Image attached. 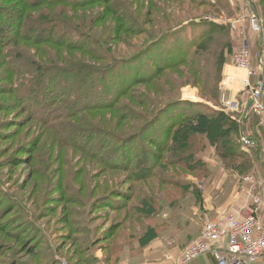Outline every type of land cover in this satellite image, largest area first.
I'll list each match as a JSON object with an SVG mask.
<instances>
[{
	"label": "rangeland",
	"instance_id": "rangeland-1",
	"mask_svg": "<svg viewBox=\"0 0 264 264\" xmlns=\"http://www.w3.org/2000/svg\"><path fill=\"white\" fill-rule=\"evenodd\" d=\"M192 1L108 0L74 9L41 4L22 12L21 0H0L3 35L10 36L6 27L11 21L13 25L18 22L20 12L28 13L24 22L31 28L29 33L21 32L15 44L8 45L10 51L20 55V60L10 66L14 71L11 81L5 78L6 65L0 56V196L2 202L5 199L8 202L0 208V264H95L96 260L106 259L116 238L126 232L132 235L136 227L145 229L127 214L128 206L134 202L132 196L125 202L121 197L116 198L117 202L122 201L123 209L113 211L101 207L107 203L104 200L107 195L103 194L112 190L110 195L115 197L122 192L132 193L140 185L144 192L156 190L164 203L159 219L167 225L158 237L167 234L171 225H203L210 219L202 212L203 191L208 180H197L199 174L181 170L182 174L177 176L185 184H195L200 192L196 203L187 189L161 186L153 178L134 183L127 171L108 168L95 155L104 147L102 157L110 166L124 164L128 157L134 161L140 159L141 148L131 155L125 148L143 145L144 138L139 133L156 121L159 110L171 97L191 103V111L203 106L223 110L239 119L240 110L225 108L221 83L229 66L234 67L232 57L240 46L250 50L254 65L258 63L260 51L264 60V0H261L263 3L260 0H202L203 3L194 1L196 4ZM252 11L263 23L262 36L250 32L248 17ZM189 13L198 17L173 30L181 32V37L161 40L159 46H151L159 33L172 26L169 23ZM200 23L218 27L210 34L206 46L213 50L227 46L224 48L227 64L221 73L217 98L221 106L208 100L218 72L210 55L202 61L196 59L194 64V72L202 76L206 87L186 65L165 69L160 77L155 75L148 83L136 84L138 79L150 76L156 65L172 64L170 59L176 50L186 51L204 33ZM135 56L138 58L134 62H124L127 57ZM115 65L120 67L117 72H105ZM34 66L42 69L35 74ZM118 79L121 84H117ZM130 84L133 91L118 96L114 107L99 108V104L109 103L119 90ZM23 95L38 109L43 107L41 114L46 112L51 119H41L33 107L32 110L23 108L20 101ZM140 100L148 101L149 106ZM94 103L99 104L86 107ZM250 113L254 120L249 123L254 127L257 119ZM255 126L257 131L261 130L257 123ZM162 128L163 123H156L146 133L160 135ZM257 131L254 137L259 135ZM25 147L31 156L21 152ZM254 148L247 152L241 150L252 161V171ZM208 152L203 159L210 156ZM161 168L163 177H170L172 171L179 169L164 165ZM252 171L244 176L237 174L242 179ZM57 173L59 177L65 176V184L70 186L68 198L73 202L68 218L63 214L65 205L57 199L55 183L52 184ZM214 174L217 172L213 170ZM118 225L121 226L117 229ZM111 233H115L113 239ZM17 235L23 236L25 242L14 241ZM32 241L35 242L30 245ZM6 246L15 249L11 253L3 250L2 255V249H9ZM175 246H164V249L168 251ZM145 250L143 258L147 257ZM126 258L121 264L143 260Z\"/></svg>",
	"mask_w": 264,
	"mask_h": 264
},
{
	"label": "trees",
	"instance_id": "trees-1",
	"mask_svg": "<svg viewBox=\"0 0 264 264\" xmlns=\"http://www.w3.org/2000/svg\"><path fill=\"white\" fill-rule=\"evenodd\" d=\"M106 1L108 0H21V11L23 12L24 10L27 11L28 9H34L35 7L42 6L41 4H44L46 6H60L64 8L74 9L90 6L100 2L104 3ZM194 1L201 2L202 0H193L192 3L196 4ZM16 9L19 10V8ZM22 12H20L18 16L16 11L17 20L19 19L18 22L13 25V22L11 21V23L6 27V30H9L11 32L9 34V37L3 35L1 33L2 29L0 28V56L4 58L3 63L4 65H6L5 78L7 79V81H11L12 74L14 75V71L10 66L20 60V55L18 53L10 51L8 45L12 43L15 44V40L16 38H18V36H21V32L29 33L31 30V28H28V24L24 22V20H27L28 18V13L22 15ZM197 17L198 16L189 13L184 18L180 17L179 21H174L172 24L169 23L168 26H172L159 33L157 37L152 40L151 44H153L151 46H159L161 40H171L181 37V32H175L173 30L181 28L184 23L188 22L189 20L193 21ZM200 25L203 26L204 33L200 34L198 36V39H195L193 41V44L190 45L189 48L186 49V51H180L179 49L176 50L173 54V57L170 59L172 61V64H165L161 66L156 65L157 67H155V70L153 69L150 76H147L143 79H138L136 81V84L144 82L148 83L155 75H158V77H160L162 74H164L163 71L165 69H179L182 65H186L190 69V71L192 70L194 72V64L196 59L202 61L204 60V58L210 55V57H212L214 60L213 63L218 72H216L215 85L208 100L213 101L215 105L221 106L217 98L220 90V79L222 78L221 73L224 66L227 64V60L224 56V48H227V46L219 50H213L212 48L206 46L207 42L210 41V34L215 33L218 30V27L208 23H200ZM222 29L223 28H221V30ZM49 41L51 42L52 40ZM101 44L102 42H100L99 45ZM72 46L73 45H70V47ZM136 58L138 57H127L124 62L132 63ZM34 64L38 65L39 63ZM34 68L35 74L38 73L39 69H42L41 67L36 66H34ZM119 68H117L115 65L111 68L109 67V69H107L105 72H107L108 74H114L119 70ZM194 75L197 76V80L203 84V87H206L202 76L199 75L197 71L194 72ZM117 84H121V79H118ZM132 86L133 84H130L128 87H124V89L119 90L116 96L112 97L109 103H98L99 105H97L100 106L99 108L114 107V104L117 102L118 96L125 95L129 92L131 93L133 91V89H131L130 91V88H132ZM10 89H12V92H14L15 90L14 88ZM108 94L110 95V93ZM24 98H26V96L23 95V98L21 96L20 100L23 108L26 109L27 107L31 109L33 107L32 109L40 113L41 119H51V115H46V112L41 114V111L44 110L43 107V110H40L30 101H27L28 98L26 100ZM22 100L24 101V103ZM166 101L167 102H164V107L162 108L163 111L161 109V111L159 110L160 113L157 115L156 121L150 123V125L148 126H145L144 129L139 133L140 136L144 138L142 140L143 145L139 144L141 145V147H139V145H136L134 147L130 145L125 148V151L128 153V155H131L133 151H139V148H141L143 153L140 159L134 161L131 157H128L129 159H127V162H125L124 164H116L117 166H110L105 161L104 157H102V150L104 149V147H101V150L99 149V151L95 153V155L97 156L96 160L98 159L104 165H107L108 168L123 172L127 171L129 173V175L127 176H130L129 178H131L134 183L138 182V184H140V182L144 180L153 178L157 182H159L161 186L187 189L188 191H191V196L195 199L196 203L200 200V192L196 188L195 184H185L184 181L180 179V177H177L182 174V172H180L181 170H186L188 171V173L192 174L197 173L200 175L197 180L207 181L213 177V169L209 161H211V159H214L217 162L218 166L226 172H236L240 176H244L252 171V161L240 149V136L241 134L247 133V130H250L249 127H251L253 132L252 135L250 134L249 136L254 138L253 125H246L248 124V120H254L249 110H246L244 119H238L235 116L232 117L230 114L225 113L223 110H214L212 108H206L203 106L199 107L201 109L191 111L190 106H192V104L186 101H180L179 99H177V97H171ZM144 103L149 106L148 101H144ZM97 105L96 103H94L86 105V107L94 108ZM185 106H188L189 109L185 110ZM160 122L164 125V128H162L160 135L155 134L154 136H151L149 133H146L151 126H155L156 123L158 124ZM256 123L257 122H255V125ZM127 144L129 145L128 142ZM207 150L210 151L208 152L210 156L203 159V156L207 152ZM23 151L27 152V154L31 156L30 151L26 147L21 150V152ZM163 165L170 168L172 166H176L179 169L176 170V172L172 171L173 175L169 174L170 177H163L159 171L160 169H162L161 167ZM59 176L60 173H57V175H55L56 179H52V184L55 183V192H58L57 194H59L57 195V199L62 200L61 202H63V204L65 205L64 207H62L64 208L63 214L67 215L66 218H68L71 214V202H73V200H71V198H68V190L70 189V186L65 184V176ZM131 190L132 189H130L129 192H131ZM112 191L103 194L107 195L104 197L107 199L103 198L104 200H107V203L106 205H101V207H106L115 211L122 207V201L117 202V197H121L123 202H125L126 200H128V198L131 199L132 196L134 202H132V204L128 206L127 214L132 219H134V221L140 223L142 226L144 225L145 227H143L145 229L143 230L142 228L139 229L136 227L137 231H134L132 235L126 232L121 238H116L115 241L112 242V245H110L109 247L110 252L108 253L110 254L107 255L106 259H101L98 261L96 260L95 264H121L125 259H127L126 257H129L128 259L130 260L143 258L144 250L158 238L160 232L167 229V225H163V222H161L159 219V213L163 209L164 203L161 202L162 200L158 198V196L154 192L156 191L155 189H150L149 192H144V187H141L140 185L138 188H134L132 190V193L122 192L120 193V196L116 197L110 195ZM5 202H7L6 199ZM5 202H2V197L0 196V208L4 207L3 204H5ZM167 206H169V204H167ZM123 208L124 207H122V209ZM120 226L121 225H118L117 229ZM114 234L112 235L111 233L112 239L115 236ZM17 237L18 238L14 237L16 238V240L14 241L21 240V242H25L23 236L17 235ZM34 242L35 241H32L30 245H32ZM96 242L98 244V239ZM7 248L9 249H2V255L4 254L3 250H6L7 253H11L12 250L15 249L14 247L11 248L9 246Z\"/></svg>",
	"mask_w": 264,
	"mask_h": 264
},
{
	"label": "built area",
	"instance_id": "built-area-1",
	"mask_svg": "<svg viewBox=\"0 0 264 264\" xmlns=\"http://www.w3.org/2000/svg\"><path fill=\"white\" fill-rule=\"evenodd\" d=\"M238 1V0H231ZM249 29L252 34L263 35V23L259 15L252 11L248 17ZM231 64L235 69L245 72L242 79L245 107L251 104L250 111L257 119L259 129L264 131V60L262 52L256 65L252 62L250 50L240 46L233 54ZM234 78L225 75L221 87L229 89ZM251 79H255L254 82ZM222 102L227 110L237 109L236 104ZM241 150L247 152L257 146V140L248 135L240 136ZM263 186L253 174L240 179L239 192L244 195L249 204L250 212L244 217L229 214L216 219H206L202 225L199 238L185 247L181 258L176 261L171 255H166L160 264H189L192 261L210 254L218 264H256L264 253V197L260 194ZM224 250L227 257L221 254Z\"/></svg>",
	"mask_w": 264,
	"mask_h": 264
},
{
	"label": "crops",
	"instance_id": "crops-1",
	"mask_svg": "<svg viewBox=\"0 0 264 264\" xmlns=\"http://www.w3.org/2000/svg\"><path fill=\"white\" fill-rule=\"evenodd\" d=\"M253 41L251 42L252 45ZM229 77L234 78L229 89H225V99L233 102L237 106L239 119H244L247 107H245V97L242 86V79L245 76L242 71L229 66L228 68ZM252 82L255 79H251ZM248 120L247 126H250ZM255 124V122H254ZM254 133L257 131L254 125ZM247 130V133H253L251 127ZM259 129V128H258ZM259 134L254 137L257 140V146L254 148V169L252 174L254 177L263 184L260 188V194L264 197V131H257ZM212 169L217 172L214 176L206 182L205 191H203V209L202 212L205 216L210 219H216L218 217L234 214L240 217H244L249 214L250 208L247 199L239 192V181L240 177L237 173L231 174L220 168L215 161H209ZM202 229V225H171L167 234L158 237L150 246L149 249L145 250L147 257L142 258L143 260L135 264H160L164 262V255L168 254L179 261L181 253L186 246L196 241ZM167 238V239H165ZM164 239V240H163ZM166 241V243H165ZM177 245L173 249L166 251L164 246ZM153 246V247H152ZM152 254V258L149 256ZM171 252V253H167ZM166 253V254H165ZM158 254V255H157ZM223 256H228L227 253L222 250ZM189 264H218L217 260L210 254L203 255L202 257L192 261ZM256 264H264V253L258 258Z\"/></svg>",
	"mask_w": 264,
	"mask_h": 264
},
{
	"label": "water",
	"instance_id": "water-1",
	"mask_svg": "<svg viewBox=\"0 0 264 264\" xmlns=\"http://www.w3.org/2000/svg\"><path fill=\"white\" fill-rule=\"evenodd\" d=\"M263 79H264V76H263ZM263 88H264V87H263ZM250 107H251V104H248L247 109L249 110Z\"/></svg>",
	"mask_w": 264,
	"mask_h": 264
}]
</instances>
